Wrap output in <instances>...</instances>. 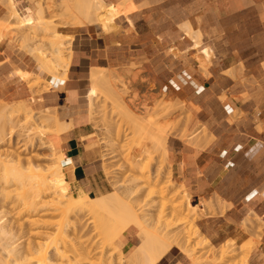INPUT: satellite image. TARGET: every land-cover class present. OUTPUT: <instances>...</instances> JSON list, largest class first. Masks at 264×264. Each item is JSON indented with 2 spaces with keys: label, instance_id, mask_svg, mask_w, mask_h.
Segmentation results:
<instances>
[{
  "label": "rangeland",
  "instance_id": "374dc122",
  "mask_svg": "<svg viewBox=\"0 0 264 264\" xmlns=\"http://www.w3.org/2000/svg\"><path fill=\"white\" fill-rule=\"evenodd\" d=\"M25 2L26 3L22 8V10L20 8L19 9L21 11H25V8L27 9V7H30L28 10L27 18H24V16L21 14V17L27 23L25 26L26 28L25 27L11 28L13 24H18V22L13 18L11 19L2 18L6 14L7 12L6 10L5 14L0 18V45L3 44L5 41L9 42L10 45H12L14 48H19L20 51L24 52L25 54H28L31 60L34 61V64L37 65L38 71H27L22 68H19L17 72L19 78L22 79L27 84V86L33 91L35 96L40 95L44 91L50 90L53 84L52 80H50L52 79V77L51 78L48 77L47 73L50 74V70L52 69L50 67L52 66V63L56 61L54 59L55 54L53 55V49L55 48L56 45H54L53 42L61 41L60 35H58L55 32L59 31L62 34L69 35L70 32L68 30L70 28L79 27L77 26L78 22L81 24L80 26L83 25L85 26L91 25L97 27L102 26L104 31H108V32L117 31L120 28L113 23L114 20L109 22L107 27H104L103 23L100 20L96 19L95 17L92 18V22L88 18L87 19L82 18L81 20H78L75 16L73 17L76 20H71L72 15L69 14L68 12V8H69L68 6L70 4L73 5L76 2V0H61V1L60 0H44V1L25 0ZM42 2H45V4L43 3L44 6L48 7L46 8V21L47 20L49 21L48 24L49 28L43 27L42 24H39L41 18L37 12H38V5L39 4L42 5ZM60 2H63L62 5H59ZM124 2L125 0L122 2V4L120 5L118 4V6L122 7L121 5H124ZM127 5L128 7L122 10L121 13H127L128 11H130L135 7L134 3H132V5L131 4H127ZM66 13H68V16ZM172 15H173V21L175 23L177 22L175 19L180 17L181 14L177 12H173ZM244 19L252 20V18L250 19V16H247ZM237 26L240 27V29L239 28L236 29L235 30L236 32L233 33V39L235 40V41L233 40V42L235 43V45L222 46V51L224 53H229L230 51L238 52V53L240 52L243 55H248L249 57L248 62L245 63L247 66L244 68L245 76L242 78L241 81L243 84L242 87L244 88L245 91L242 93L234 94L229 89H222L220 87L213 86L211 88L212 95L210 96V100L211 101L218 100L228 115L232 113L233 117H230L231 122L236 120L237 122L238 121L244 122L248 118V116H251L253 114V112L252 113L251 112L245 113L243 111L241 112L239 111L240 109L236 108V105H240L243 102L244 98H246V96L252 100L254 99H256L257 101L264 100V91L262 90V87L264 86V63L260 61L261 58L264 57V50H263L264 46L261 45V39L262 37H264V34H261L260 44L257 43L256 39L252 40V36L256 37V35L258 34L255 33L256 32L261 33L262 31H264V28L262 24H237ZM223 36H225V34H222V39ZM226 36L228 37V35ZM167 37L174 44L173 46L178 45V43L182 41L185 37H187L188 39L191 38L195 42H198V44L203 45L201 36L197 35L195 36V38H192L187 33V28L182 24L180 25L174 24L172 28L167 30ZM66 47L67 48H65L64 50V59L66 60V63H69L70 65L73 54L72 51L73 40L70 44L67 43ZM260 48L261 50H259ZM200 49H201L200 47L195 49L186 48L185 50H181L180 48H175L173 49V51H168V56L164 58V61L161 58L163 52H157V51L149 52L148 50L145 49L143 51V54L130 56L127 62L119 66L91 69L89 76L85 78L84 81L82 82V89H83V98L84 100H86V118L87 121L90 122L89 130L90 132H92V134L88 137L89 140L92 142L89 146L93 148L94 151H96L98 156V160L95 166L96 169L95 177H96V181L99 183L101 188L99 187L95 189H90L89 187L90 185H89L88 188L85 189L82 188H80L79 190L75 189L72 186L66 174L67 179L64 182V184H69L70 192L73 193L74 196H78L81 192H86L88 193V195L92 197L97 196L98 198H102L104 196H112L115 194L117 195L120 194L122 197V194L124 193L126 194V192L130 190L128 188L132 186L134 187V185L136 186V189H138L137 188L138 185L144 184L146 182L148 184V181L152 183L154 182L153 184H155V180H157V178L152 177V175L156 176L155 173L157 171V173L159 172V177H158L159 179L158 181H156L157 184L155 186L153 184L149 185L150 183L148 185L145 184L142 185V187L144 186L145 187L142 189L139 188L140 192L134 194V196L136 197L132 196L133 194L129 195L133 197V199L130 197L131 200L136 204L138 203V207L143 206L144 208V205L146 204L145 205L146 209L145 208L144 209L147 211L149 210V213L152 210L151 214L153 212V214L154 215L157 214V216L159 215L158 212L160 213L161 210L160 208H162L163 202H166V205H164L165 208L164 213L166 215L165 220L172 219L171 208H170L171 202L169 201V196L161 195L158 193L151 194L150 191L152 189H158L159 187L163 186V183L165 184L169 182L170 179H173L174 186H172L171 189H173L172 191L174 192H178L179 199L183 201L184 204L183 210L184 211L188 210L186 201L189 195L188 193L186 194V190L190 193V189L186 187L185 183L181 182L178 178L174 177L171 167L170 155L164 154V152L162 151H159L157 154L153 152L154 136L152 135H155V133L150 132L152 131L150 129L148 131V128L142 130V125H140V121H134L128 116L126 110L120 107L119 104H117L112 98L111 93L108 92L106 82L108 81V79L110 78L113 79L114 76L117 75L116 78L117 80L124 79L125 82L126 81L129 83L132 82L135 83L138 87H140V88L137 87L138 93H136L137 96L136 99H134L136 101L135 112L139 117H144V119L146 118L145 121L153 120L155 126L162 129L167 134V144H168V140H170L171 138H179L186 144L193 145L199 148H207L211 146L215 140L217 142L221 140V138L224 136L225 130L219 127L212 130V128L209 127L206 123L205 124L203 123L205 120H207V116L205 118L199 117V114L201 113L196 112L199 109L198 107L193 105V103L191 106L188 100L180 96L179 93L166 91L161 86V81H163L164 79V77L161 76L165 72H169L170 74L176 75L178 72L184 69L185 66L189 68L194 67L193 70L194 72L195 71L204 72L206 76H210L208 70L210 69V66L212 64L214 52L213 50L208 48L207 49L208 55H207L206 53H203L202 50ZM139 52L140 51L137 52L132 51L131 55ZM171 54L174 55L172 56ZM158 57L161 58V60ZM40 60L41 61L44 60V63H46L44 64V68L45 65L46 67L48 65L45 72H43L41 69L42 65L40 63L41 62ZM59 67H61V69ZM58 68H59L58 72L60 71L59 72L60 74L57 75H59L60 78L56 79V81L63 79L65 77L64 71L66 70V66L64 65L58 66ZM150 69L153 71L154 75L151 73ZM93 71H101L102 78L100 79L99 84H97V88H98L97 92L95 96L92 97L91 100L88 96V93L91 84H93V80L91 78ZM21 72L24 74V77H28V78H25L24 80V78L20 75ZM109 72L117 73V74L109 75ZM38 75L40 77H37ZM66 76L67 77L65 81L68 79V73ZM134 80L135 82H133ZM119 84H121V82ZM117 89L121 91L122 87L118 86ZM121 93H123L125 100L128 102L132 96L130 89L126 91L122 90ZM34 100H36V98H34ZM230 105L232 106V108L235 109L234 111H232ZM141 107L144 109H141ZM139 109L143 111H140ZM16 111H18V114ZM46 114L48 115L51 114L52 116H50L48 120L49 125L48 128H46L48 136L46 135L44 136L47 143L46 146H44L41 144L42 140L39 138V133L42 132L41 131L42 128L38 125H40L39 123L41 120L39 119L36 120V124L35 123L31 124L32 122L29 124L25 122L24 117L25 116L27 117L28 115H32L33 117L35 115L34 116L35 119L38 116L41 117L42 115H46ZM54 114L57 115L59 118V115L57 114L55 109L38 107L37 105H35V101H33V99L30 100L26 99L22 101H13V100L11 101L4 98L3 96H0V124L2 121L3 124L7 123V121L6 122L4 121L10 118L11 119L14 118L15 120L14 121L15 123L13 122V120L11 121V119L8 120L10 121V123H8L9 126L7 124L0 125L1 127L6 126L5 128L7 130L6 129L4 130L7 131V133H9V131L13 129L12 126L14 127V130L9 133V135L11 136L7 134L8 137L6 136L7 139L4 140L5 143L4 142H2V144L0 143L1 144L0 159L2 161L9 159L11 165H13L15 164L13 160L20 157L24 160L26 165H28V161H31L34 165L36 164L43 165L45 169H49L52 163L55 162L61 163V161L65 158V155H63V153L59 151L57 147L56 139H55L56 134L49 133L52 130V126L53 129L56 126L54 125L55 121H53L55 120L53 119L55 116ZM59 120L63 121L60 118ZM67 123L71 125L70 122ZM141 144H144L145 146L143 148L144 150L142 149L140 152L137 150H139V148L142 146ZM135 150L137 151V153ZM136 160L140 164L139 165L141 167L140 171L135 169ZM161 160H164V162L162 161L161 163L162 165L164 163L163 167L160 165ZM63 170H64V166H63ZM141 171L143 173H141ZM138 172H140V174H137ZM149 173L151 174V176ZM139 175H141L140 177H143V179L145 177L148 178L149 176L150 180L148 178V181H146L147 178H145L144 180L146 182H144V180L141 181L142 178L138 177ZM133 179H136V181H134ZM159 180L162 183H160ZM158 182L160 185L159 187H158ZM1 187L0 189H4L3 187L2 188ZM133 187L131 189H133ZM139 187H141V185ZM10 190L12 191L11 192L12 196L11 194L10 196H5V192H8ZM8 191L6 189L4 191V194H2V191H0V198H1L0 211L2 210L0 212V215L1 218L3 217L2 222H5L3 223L4 227L0 228V264H10L9 262L10 258L14 257L10 255L9 250L6 248L7 244H12V243L16 244L18 242H22L23 245L22 244L21 245L24 248L21 245H18L19 247L21 246L22 250L27 249L28 246L27 243L29 242L39 241L45 244L48 243V241H50L51 239H54V237H57V235L60 232V231L58 232L59 229H56L58 227L61 230L64 229L63 235L66 237L64 238V241L65 239L66 240L69 239L68 241L65 242L69 243V241H71L72 244L74 242L75 244L73 245H71L70 243L64 244L61 241V239L58 241L62 243H58V242L56 243V245L58 246L54 247V244H52L53 246L51 245L52 247L50 246L51 248L47 250L48 251L47 256L50 255V258H53L52 261H54L55 263L57 262V264H59L62 259H63L62 261L63 264H73V263L74 264H109L110 263V259H108L109 256L107 255L112 253L113 248L110 245L108 246L107 243H105V234H103L104 232L102 231L104 230L102 229L103 227L101 228V231L103 233L97 230L103 225L101 224L103 223L102 222L103 220L111 219V216L107 214V212H109V209L107 207L105 210H103L101 215L100 214L97 215V213L96 215H94L93 213L87 212V214L83 215L84 217L80 218V222L77 221L79 220V218L77 219L76 217V210H74V213L69 214L68 217L67 215L60 213L59 215L56 214L52 216L50 214H47L46 212L41 211L39 213H34L35 214L34 216L38 215L37 218L43 219L45 221L51 220V222H53L54 225L49 223L50 225L45 224V226H41L42 224L31 226L29 223L30 221L27 218L25 219L24 217L27 216L26 215L28 213L27 209L21 207L23 205L18 207L16 205L17 203H15V200H13L14 196L17 195V191H14L13 188H8ZM13 191L14 194L16 192L15 195H13ZM7 195H9V192ZM2 196L4 197V199ZM126 196H128V194H126ZM123 197H125V195H123ZM203 199L204 198H201L199 200L191 196L192 203L198 204L201 210H199L198 214L195 213L197 217L194 219V221L191 220L190 218L189 221H191L190 223L195 228L197 227L196 225H198L202 233L200 236L192 235L193 238L189 246L190 250L192 251L191 257L186 256V251L179 250L178 248H173L168 254H166L161 259V261L158 264H160L164 260L165 262H167L168 258L173 262L175 261L179 263L182 262L183 264H242L241 258L244 255L245 248H247L248 250L250 248L249 250L250 252L248 255V260H249L252 251L256 249L258 244L259 225H257V223L255 222L256 225L254 224L253 229L247 231L250 234V238L252 239L250 243H246L245 239H242L239 236V233L244 230H241L240 232H238V234L235 235L231 234V236L228 237L227 239L225 238L227 234H225L219 238H216L215 240H211L206 236L203 228L200 227V224L202 223L201 220L204 218V217L201 218V216L204 215L207 216L211 214L215 215L220 212H224L229 207V205L226 202H224L219 195L213 194L210 196V198H208L209 203L206 208V205L203 203ZM4 201L5 203L6 201L8 202L11 201L10 203H15V204H13V206L10 203L4 204L6 205V207L8 206L7 208H5L3 205ZM118 202L120 201L114 198L108 203V205L109 204L115 205ZM19 203L21 204V201ZM13 208L16 209L15 210L16 213L13 210ZM3 209H5L6 212ZM12 210L14 211V213ZM7 211L10 212L7 214ZM200 211L202 213L201 215H200ZM22 212L24 213L26 212L25 215L24 213L22 214ZM28 215L30 216V213H28ZM129 216L131 215L129 213L128 214L126 213V208L123 207L122 204L120 217L117 218V221L112 223L113 228L108 230V233L106 235V236L111 235L112 237L115 238L113 244L117 249L123 250L122 253H124L125 260L129 258L131 251L137 248V246L141 241L140 238L143 240L142 242H144L146 238H148L147 237L148 233H145L143 229L140 230V229H136L135 227H131L130 229L127 230L131 231L134 234L133 242L131 246H129L128 248L123 247L122 235L119 231V228H121L122 226L121 221L123 222L125 220H130L134 222L133 217H129ZM24 219L27 220V224L25 222V225L23 224L25 221ZM75 222L78 224V228ZM99 222H101L100 223L101 226L99 228L97 226V229L94 230L95 225L99 224ZM21 223L23 225H21ZM79 224H81L82 227ZM187 224L188 223L180 225L178 226V228L176 227L175 229H186V227H188ZM73 226L75 227V229L77 228L78 231L76 232L79 235H81L80 237L75 232ZM210 226L213 227V224L210 223ZM39 227L41 231L46 233H42V235L40 236L36 234L37 231H40ZM150 228L151 231L154 233L155 230L160 231L161 229V227H159V223L154 224ZM242 229H244V227H242ZM55 231H56V236H54V234L53 235L51 234ZM48 232L51 235H49ZM63 235L61 236L62 238ZM119 235L121 236L119 237ZM207 239H209L215 247L210 246L211 244L208 245V243H206ZM72 240L74 242H72ZM77 241L79 243H76ZM225 243H229L228 245L229 249H234V250L230 256L226 257L223 260H220L219 259L220 248H221L220 246ZM253 243L256 245H254ZM203 244H205L206 246L203 247L202 246ZM250 244L252 245L253 249L251 248ZM74 245L75 246L77 245L76 246L77 248L79 247V245H81L78 248V251L79 249H81V251H79L80 253L79 252L78 253L81 254V252L83 251L82 252L83 254H81L84 255L83 259L81 257L80 258L78 257L80 255L77 256L76 254L77 250L75 252L74 248L76 247H74ZM57 247H60L62 249L66 248V250L64 249L63 250L64 252L67 253H64L62 251L64 257L61 260H58L60 256L58 257L56 256L57 251L61 250L60 248H58L60 250L55 249ZM44 249H46V247ZM88 249L89 250L91 249L90 250L91 252ZM22 250H20V254ZM54 250L57 251L54 252ZM27 251L24 250L25 253H27ZM115 251H116V253H114L116 254L115 256H117V254L119 256L118 251L117 250ZM88 254H90V256ZM23 255L22 257L18 256L21 262H22V258L25 256ZM65 255L68 256L67 257L68 259L66 258ZM69 256H71L72 258ZM75 256L78 258V260H76L77 258ZM26 257L27 256H25L24 258ZM64 258H66L65 259L66 261L64 260ZM23 262H22L23 264L25 263L27 264V261L26 262L23 261ZM113 263L119 264L116 260H114L112 264Z\"/></svg>",
  "mask_w": 264,
  "mask_h": 264
},
{
  "label": "crops",
  "instance_id": "0c3cea01",
  "mask_svg": "<svg viewBox=\"0 0 264 264\" xmlns=\"http://www.w3.org/2000/svg\"><path fill=\"white\" fill-rule=\"evenodd\" d=\"M14 1L21 10L26 3L25 0ZM105 1L118 6L124 0ZM1 3L0 0V18L6 12ZM125 3L126 8L132 3L135 7L114 19L113 23L120 27L117 31L108 32L102 26L91 25L68 30L69 35L74 36L68 79L56 81L52 78L50 90L40 95L35 96L17 74L19 68L38 71L37 65L28 54L5 41L0 45V96L11 101L33 99L38 107L55 109L61 120L70 122L71 127L66 132L55 136L59 151L65 154L67 177L78 190L89 185L90 189L101 188L95 177L98 156L89 146L92 142L88 137L92 132L86 118L82 89V82L91 69L119 66L130 56L143 54L145 49L163 52L161 58L164 61L168 51L175 48H210L214 52L208 70L210 76L185 66L176 75L165 72L161 76L164 77L161 86L166 91L179 93L191 106L193 103L198 107L199 117L207 116L203 123L212 130L219 127L225 133L221 140H215L207 148L186 144L179 138L168 140L172 172L190 189V193L186 191L192 205L196 204L192 203L191 196L200 200L213 194L229 205L224 212L207 215L201 220L200 227L211 240L225 234L227 238L238 234L243 230L241 227L246 218L254 219L261 226L259 239L246 261L248 264H264V100H252L246 96L240 105H236L241 112H253L244 122H231L232 113L228 115L218 100H210L213 86L229 89L234 94L245 91L241 81L248 55L233 51L224 53L222 46L235 45L233 33L240 29L237 24H262L264 28V0H125ZM29 8L21 12L24 18H27ZM173 12L181 14L175 23ZM247 16L252 20H245ZM174 24H189L196 36H201L203 45H195L193 39L185 37L173 46L167 30ZM222 34H225L223 39ZM255 34L258 35L252 36V40L256 39L260 44L264 31ZM261 45L264 46V37ZM132 51L140 52L131 55ZM260 61L264 63V57ZM230 108L235 110L231 105ZM247 235L250 237L249 233ZM133 238L134 234L126 230L122 234L123 247L131 246ZM160 264L183 263L168 258L167 262L164 260Z\"/></svg>",
  "mask_w": 264,
  "mask_h": 264
},
{
  "label": "bare ground",
  "instance_id": "6f19581e",
  "mask_svg": "<svg viewBox=\"0 0 264 264\" xmlns=\"http://www.w3.org/2000/svg\"><path fill=\"white\" fill-rule=\"evenodd\" d=\"M1 2H2L1 4H3V6H5L6 10H7L6 14L2 18H5V19L13 18V19L17 20V22H18V24H13L11 26V28H23V27H25L27 23L21 17V12L22 11L17 7L16 2L14 0H1ZM45 2H42V5L41 4L38 5V12L37 13H38V15H40V18H41V20L39 21V24H42L43 27L49 28V25H48L49 21L48 20L46 21V8H48V7L44 6ZM63 2H60L59 5H62ZM28 3H29V1H28ZM38 3H41V2H38ZM125 4L126 3L124 2V5ZM68 7H69L68 8V12H69V14L72 15L71 16V18H72L71 20H76L73 17V16H75L78 20H81L82 18H86V19L88 18L92 22V18L95 17L96 19L100 20L103 23L104 27H107L109 22L113 21L115 18L118 17V15L123 10L122 7H124V6L122 5V7H120V6L108 5L105 2V0H76V2L73 5L70 4ZM125 8H126V5H125L124 9ZM66 14L68 16V13H66ZM69 18H70V15H69ZM74 25H76V24H74ZM80 25L81 24L78 22L77 26H80ZM186 25L188 26L187 27V33L189 34V36H191L192 38H195L196 32H194V30L190 27L189 24H186ZM55 33L60 35L61 41L60 42L59 41H57V42L54 41L53 42V44L56 45L55 48L53 49V55L55 54L54 55V59L56 61L54 63H52V66L50 65L51 66L50 68H52V69L50 70V74L47 73V76L50 77V78L52 77L55 80L59 79L60 77L57 74H60L59 73L60 71L58 72V69L59 68L61 69V67L58 68V66H63L64 65V66H66V70L64 71L65 77L63 76L64 78L60 79V80L61 81H65V79L67 77L66 75H67L69 63H66V60L64 59V50H65V48L69 47V46L66 47V44L67 43L70 44L72 42L74 36L73 35L69 36V35L62 34L59 31L55 32ZM66 40H68V41H66ZM195 45H198V42H196ZM202 52L206 53L208 55V50L207 49H203ZM48 62H50V61H48ZM40 63L42 65V68H41L42 71L45 72V70L48 67V65H47V67L45 65V68H44V64H46V63H44V60L41 61ZM101 74H102L101 71H93L92 72L91 78L93 80V84H91V86L89 88L90 90H89V93H88V96H89V98L91 100H92V97L95 96V94L97 92V89H98L97 88V84H99L100 79L102 78ZM114 74H117V73L109 72V75H114ZM20 75L24 78V80H25V78H28V77H24V74L22 72L20 73ZM37 77H40V76L38 75ZM116 78H117V75L114 76L113 79L112 78L108 79V81L106 82L107 83V90H108L109 93H111V96L114 99V101L117 104H119L120 107H122V108H124L126 110L128 116L132 120L140 121V125H142V130H145V128H148V131L150 129V130H152L150 132H154L155 133V135H152V136H154V142H153L154 151L153 152L155 154H157L159 151H162V152H164V154L168 155L170 151L168 150L167 134L162 129L156 127L155 123L153 122V120L145 121L146 118L144 119V117H139L136 114V112H135L136 111L135 110L136 109V104H135L136 101L134 99H136V96H137L136 93H138L137 90L140 87H138L135 83H132V82L129 83L127 81L125 82L124 79L123 80H120V79L117 80ZM120 82H121V84H119ZM133 82H135V80ZM31 85H33V84H31ZM118 86L119 87L121 86L123 91H126V90L130 89V92L132 93V96H131V98L129 99L128 102L125 100V97H124L123 93H121L122 90L119 91L117 89ZM91 104H92V102H91ZM141 109H144V108L141 107ZM141 109H139V110L143 111ZM16 112L18 114V111H16ZM34 116L33 117H32V115H28L27 117L25 116L24 120H25L26 123H29V124L31 122H32L31 124H34V123L36 124V120H38V119L41 120L40 123H39L40 125H38V126H40L42 128V130H41L42 132L39 133V138L42 140L41 144L46 146L47 141L45 140L44 136L45 135L48 136L46 128H48V125H49L48 124V120H49L50 116H52V115L51 114L50 115L46 114V115H42L41 117L38 116L35 119H34ZM10 119H8V120H10ZM53 119H55L53 121H55L54 125H56V126L54 127V129H53V126H52V130L53 131L50 129L51 130L49 132L50 134L51 133L60 134V133H62L64 131L66 132V130H68L71 127V125L69 123H67L65 121H60L57 115H55ZM8 120L4 121V122L7 121V123H4L5 125L6 124L8 125V123H10V121H8ZM12 120H13V122L15 121L14 118L11 119V121ZM2 122H1V124L4 125ZM5 127L6 126H3V127L0 126V143L1 144H2V142H4V140L7 139V137H8L7 134L9 135V133L14 130V127L12 126L13 129L10 130L9 133H7V131L4 130V129H6ZM9 136H11V135H9ZM141 145L142 146L140 148L138 147L139 150L136 149L137 151L141 152V150L144 148L145 145L144 144H141ZM137 151H136V153H137ZM63 155H65V154H63ZM61 156H62V154H61ZM49 157H52V156H49ZM138 157H139V155H138ZM136 159H137V157H136ZM13 161H14L15 164L11 165V162H10L9 159H7L5 161H2L0 159V167H1V169H0V187L2 186L4 188V189H0V191H2V194H4V191L6 189L8 191V188H13L14 191H17V195H16L17 197L14 196L13 200H15V203H17L16 205L18 207L23 205L21 207H24L25 209H27L28 213H30V216L27 213L26 214L27 216H24V217H25V219L27 218L30 221L29 223H30L31 226L40 225V224H42L41 226H45V224L47 225L49 223L54 225V223L51 222V220H49V221L46 220L45 221L43 219L37 218L38 215L34 216L35 215L34 213H39L41 211L42 212H46L47 214H50L52 216L56 215V214L59 215V213H60V214L67 215V217H68L69 214L74 213V210H76V217H77V219L79 218V220H77V219L76 220L80 222V218L84 217L83 215L87 214V212L93 213L94 215H96V213H97V215H99V214L101 215L103 210L106 209V207L109 209V212L112 215L109 212H107V214L109 216H111V219L103 220L102 221L103 223L99 222V224H96L95 228H94V230H96L97 226L99 228L101 226V224H103L97 230L100 232L101 228L103 227L102 229H104V230H102V231L104 233L102 231L101 232L103 234H105V243H107L108 246L110 245L113 248L112 253L107 255V256H109V258L108 257L107 258L110 259V263L109 264H112V262L114 260H116L119 264H158L161 261V259L166 254H168L173 248H178L179 250L186 251V256L191 257L192 251L190 250L189 246H190V242H191V240L193 238L192 235H199L200 236L202 234L199 226L196 225L197 227L195 228L190 223L191 221H189L190 219L194 221V219L197 217L196 214H198L199 210H201L200 206H198V204L192 205L191 202H190L189 197H187L186 203H187L188 210L184 211L183 210V205L184 204H183V201H181L179 199L178 192H174V191H172L173 189H171L172 186H174L173 179H170L169 182H167L165 184L163 183V186H161V187H159L160 185H159V182H158V187L159 188L158 189H152L150 191L151 194L158 193V194H161V195L169 196V201L171 202L170 208H171V217H172V219L165 220V216L166 215L164 213L165 212L164 205H166V202H163L162 208H160L161 209L160 213L158 212L159 215L157 216V214L154 215L153 212L151 214L152 210L150 211V213H149V210L148 211L145 210L146 209L145 208L146 204L144 205V208H145L144 209L143 206L138 207V203L136 204V203H134L131 200V198L133 199L132 196H134V194H137L138 192H140L139 188L142 189V188L145 187V186L142 187V185H144V184L148 185L149 183H150L149 185H152L154 183V182L152 183V182L148 181L149 176H148V178L145 177V178H147L146 181H148V184H147V182L144 180L145 178L143 179V177H140L141 175H139L138 177L142 178L141 181L144 180V182H146V183H144V184L138 183V184L141 185V187H139L140 185L137 184L138 185L137 186L138 189H136L135 185H134L135 188L132 186L133 189H131L132 187H129L128 189H130V190L128 192H126V194H128V196H126V194L124 193V194H122V197H121L120 194H118L119 196L117 194H115V195H112V196H104L102 198H98L97 196L96 197H92V196L88 195V193H86V192H81L78 196H74L73 193L70 192L69 184H64V182L67 179L66 173L63 170V166L65 165V161H66L65 158L61 161V163H56V162L52 163L51 162L52 165H51V167L49 169H45V167H43V165H37V164L34 165L31 161H28V165H26L24 160L22 158H20V157L15 159V160H13ZM50 161H53V160H50ZM162 161L164 162V160H161L160 165L163 167L164 163L162 165L161 164ZM135 164H136L135 165V169L140 171L141 167L139 166L140 164H139V162L137 160H136ZM161 166H160V168H161ZM142 171H141V173L144 172V171L143 172ZM136 172H135V175H136ZM156 173H157V171H156ZM156 173H155L156 176L152 175V177H156L157 178V180H155V184H153L154 186L157 184L156 181H158V179H159L158 178L159 177V172L157 174ZM137 174H140V172H138ZM149 174H146V175H149ZM151 174H150V176H151ZM133 180L136 181V179H133ZM149 180H150V178H149ZM151 180H152V178H151ZM153 181H154V179H153ZM141 183H143V182H141ZM160 183H162V182L160 181ZM14 191H13V195L16 194V192L14 194ZM8 192H9V195H7ZM8 192H5V196H10L12 191L10 190ZM186 194H187V191H186ZM123 195H125V197H123ZM129 195H132V196H129ZM11 196H12V194H11ZM134 197H136V196H134ZM114 198L118 199L120 202L116 203L115 205H111V204L108 205V203ZM3 199H4V197H3ZM3 199H2V201H3ZM20 201H21V204L19 203ZM10 202L11 201H9V202L6 201V203H5V201H4L3 205L7 204V203H10ZM15 203H10V204L13 206V204H15ZM203 203L206 205V208H207L208 203H209V199L208 198L207 199L204 198L203 199ZM10 204H8V205H10ZM122 204H123V207L126 208V213L127 214L129 213L131 215L129 217H133L134 222H132L130 220H125L123 222L121 221L122 226H121V228H119V231H120L121 235L127 229H130L131 227H135L136 229H140V230L143 229L145 231V233H148V236H147L148 238H146V240L144 242H142L143 240L139 237L140 240H141L139 245L137 246L136 249L131 251V254H130L129 258H127L126 260H125V257H124V253H122L123 250H121V249L119 250V249H117L114 246L113 242H114L115 238L112 237L111 235L106 236L107 233H108V230L113 228L112 223L117 221V218L120 217V211H121ZM4 207L7 208L8 206L6 207V205H4ZM3 210L6 212L5 209H3ZM13 210L15 211L16 209L13 208ZM14 211H13V213H14ZM17 211H18V208H17ZM9 212L7 211V214ZM15 213H16V211H15ZM23 213L24 212H22V214ZM25 213H24V215H25ZM201 214L202 213L200 211V215ZM203 214H204V212H203ZM32 215H33V217H32ZM153 215L156 216L157 218L154 217ZM194 215H196V216H194ZM205 216L206 215L201 216V218L205 217ZM42 217H45V216H42ZM198 217H200V216H198ZM34 218H36V219H34ZM163 218H164V220H163ZM2 219H3V217L1 218V215H0V228H3L4 227L3 223H5V222H2ZM25 222L27 224V220H25L24 223L23 222L22 223L25 225ZM91 222H92V220H91ZM22 223H21V225H23ZM158 223H159V227H161L160 231H156L155 230V233L152 232L150 227H152L154 224H158ZM185 223H188L187 224L188 227H186V229H175L176 227L178 228V226L183 225ZM75 224H77V223L75 222ZM254 224H255V221L251 217H248V218H246L243 221V224H242L243 226L242 227H244V229H243L244 231L240 232L239 236L242 239H245L246 243H250L252 241V239L247 235L248 234L247 231L252 230L253 227H254ZM79 225L82 227L81 224H79ZM76 226L78 228V224ZM119 226H120V224H119ZM117 227H115V228H117ZM77 228L75 229V227H74L75 232L78 231ZM260 228H261V226H259L258 231L260 230ZM39 229H40V227H39ZM56 229H59L58 230V232L60 231L59 234L57 235V237H54V239L50 238L51 239L50 241L47 240L48 243L43 244L42 242H39V241L38 242H29V243H27V245H28L27 249H24L25 251L28 250L27 253H25L24 250H22V248H21V246L23 245L22 242L16 243L17 245L13 244V243L12 244H7L6 248L9 250L10 255L15 257V258L14 257L10 258V261H9L10 264H18V263L19 264L20 263L23 264L24 263L23 261H25V262L27 261V264H57V262L55 263L54 261H52L53 258H50V255L47 256V252H48L47 250H49L53 246L52 244H54V247H56V246H58V245H56L57 242L58 243H62L63 242L65 244L66 243L65 241H68L69 239H67V240L65 239V241H64V238H66L63 235V230L64 229L61 230L59 227L56 228ZM44 231H45V229H44ZM64 232H67V231H64ZM42 233H46V232L41 231V229H40V231L36 232V234H38L39 236L42 235ZM60 233H62V234H60ZM51 234L52 235L54 234V236H56V231L51 233ZM51 234L49 233V235H51ZM99 234H101V233H99ZM62 235H63V238L61 237ZM121 235H119V237ZM80 236L81 235H79V237ZM58 237H61V238H58ZM60 239H61L62 242L58 241ZM35 240H36V238H35ZM73 240H72V242H74ZM230 241H231V239H230ZM79 242H80V240H79ZM79 242L77 241L76 243H79ZM36 243H37V245H36ZM69 243L71 245L75 244V242L72 244L71 241H69ZM69 243L67 242L66 244H69ZM206 243H208V245L211 244L210 246L215 247L209 239H207ZM64 244H62V245H64ZM18 245H21V246L19 247ZM81 245H79V247ZM228 245H229V243H225V244H222L220 246L221 247L220 248V254H219V259L220 260H223V259H225L226 257H228V256H230L232 254L234 249H229ZM254 245H256V244H254ZM76 246L74 245V247H76ZM202 246L205 247L206 245L203 244ZM250 246L253 249L251 244H250ZM45 247H46V249H44ZM58 248H60V247H57L55 249H57V250L61 249V250L60 251L56 250L57 251V255H56V253H55V255L57 257L60 256V258L58 260H61L64 257L63 252H64V250H66V248L65 249L63 248L64 250L62 248H60V249H58ZM78 248L77 247L74 248L75 252L77 250V253H76L77 256L80 255L78 257L79 258L81 257L83 259L84 255H81V254H83L82 253L83 251L81 252V254H79L80 253L79 251H81V249H79V251H78ZM89 248H91V247H89ZM107 248H109V247H107ZM20 250H22L21 254H20ZM115 250L118 251L119 256H118V254H117V256H115L116 255V254H114V253H116ZM249 250H250V248H249ZM249 250L247 248H245L244 255L241 258L242 264H248L247 261H246V258H247V255L250 252ZM56 251L54 250V252H56ZM70 251H71V249H70ZM73 252H74V250H73ZM64 253H67V252H64ZM18 254H20L21 256L18 255ZM23 254L25 256H27V257L24 258L25 256ZM26 254H28V255H26ZM73 254H75V253H73ZM22 255L24 256L23 257L24 259L22 258V262L23 263L19 259V257H22ZM88 255L90 256V254H88ZM67 257L68 256H66V258ZM69 257H71V256H69ZM66 258H64V260ZM18 260H20V261H18ZM69 260H70V258H69ZM76 260H78V258ZM55 261H57V260H55ZM62 261H63V259L61 260L60 263L63 264Z\"/></svg>",
  "mask_w": 264,
  "mask_h": 264
}]
</instances>
